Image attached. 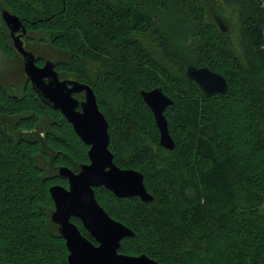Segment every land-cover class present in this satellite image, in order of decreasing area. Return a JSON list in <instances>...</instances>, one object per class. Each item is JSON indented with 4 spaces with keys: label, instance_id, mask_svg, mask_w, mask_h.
<instances>
[{
    "label": "trees",
    "instance_id": "16d2710c",
    "mask_svg": "<svg viewBox=\"0 0 264 264\" xmlns=\"http://www.w3.org/2000/svg\"><path fill=\"white\" fill-rule=\"evenodd\" d=\"M3 9L22 21L37 66L52 61L60 80L93 90L113 162L143 175L150 202L94 189L134 232L120 253L264 264V0H0ZM0 52L22 75L19 83L0 72V264H68L48 190L67 187L59 168L79 172L89 147L39 97L1 17ZM188 66L223 76L227 91L204 93ZM155 88L172 101L171 150L141 97Z\"/></svg>",
    "mask_w": 264,
    "mask_h": 264
},
{
    "label": "water",
    "instance_id": "95a60500",
    "mask_svg": "<svg viewBox=\"0 0 264 264\" xmlns=\"http://www.w3.org/2000/svg\"><path fill=\"white\" fill-rule=\"evenodd\" d=\"M0 17L9 30L15 50L23 59L24 74L39 97L60 111L75 134L89 147V162L82 165L79 172L59 168V176L67 180V187L54 185L48 190L54 202L51 219L65 241L68 264H160L145 254L135 256L118 251L121 240L133 237L134 232L111 218L95 198L94 189L104 187L117 198L138 197L143 202L152 201L144 186L143 175L133 169H121L113 162V154L108 149V123L93 90L77 81L60 80L52 61L37 66L34 54L24 47L26 29L22 21L6 9L1 10ZM185 73L206 94L227 91L225 78L207 67L188 66ZM80 93L84 94L82 102L74 98V94ZM140 93L153 114L160 146L173 149L174 141L164 116L166 107L172 104L171 99L159 88ZM71 218L81 222L96 244L82 235Z\"/></svg>",
    "mask_w": 264,
    "mask_h": 264
},
{
    "label": "rangeland",
    "instance_id": "374dc122",
    "mask_svg": "<svg viewBox=\"0 0 264 264\" xmlns=\"http://www.w3.org/2000/svg\"><path fill=\"white\" fill-rule=\"evenodd\" d=\"M20 70L21 66L18 61L9 60L0 52V72H2L4 76H7L11 81H18L20 83L22 80ZM261 211L264 214V205L261 207Z\"/></svg>",
    "mask_w": 264,
    "mask_h": 264
}]
</instances>
